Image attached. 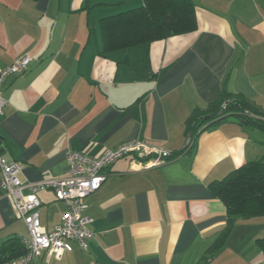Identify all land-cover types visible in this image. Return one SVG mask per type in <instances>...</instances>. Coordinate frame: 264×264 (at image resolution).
Masks as SVG:
<instances>
[{"label":"crops","instance_id":"obj_1","mask_svg":"<svg viewBox=\"0 0 264 264\" xmlns=\"http://www.w3.org/2000/svg\"><path fill=\"white\" fill-rule=\"evenodd\" d=\"M193 2L195 31L105 54L101 20L144 0H0V67L32 58L2 85L0 153L23 164L21 181L66 177L68 151L96 159L143 140L180 154L151 168L115 162L87 198L89 249L69 241L62 254L43 251L32 264H264V216L226 233V206L210 189L264 160V124L233 117L183 152L193 110L225 91L264 113V0ZM38 196L41 224L52 230L68 206L52 190ZM26 237L12 199L0 194V246L13 244L0 256L20 253Z\"/></svg>","mask_w":264,"mask_h":264},{"label":"trees","instance_id":"obj_2","mask_svg":"<svg viewBox=\"0 0 264 264\" xmlns=\"http://www.w3.org/2000/svg\"><path fill=\"white\" fill-rule=\"evenodd\" d=\"M196 5L193 0H144L141 8L101 20L105 54L119 48L150 45L168 37L191 33L197 29ZM264 117L243 95L223 92L220 98L207 109H194L186 122V137L190 144L183 152L195 147L197 137L220 126L233 117H239L244 124L262 126ZM181 153V152H180ZM180 154H175L174 158ZM173 160V159H172ZM212 194L220 199L227 209L228 233L239 220L264 216V160L251 162L229 174L223 180L210 185ZM7 241L0 246L10 249ZM14 241V240H13ZM21 242L20 253L0 256V264H11L18 257L26 255L27 248ZM257 243L264 251V239Z\"/></svg>","mask_w":264,"mask_h":264},{"label":"built area","instance_id":"obj_3","mask_svg":"<svg viewBox=\"0 0 264 264\" xmlns=\"http://www.w3.org/2000/svg\"><path fill=\"white\" fill-rule=\"evenodd\" d=\"M31 61L29 55H23L11 66L0 67L1 114L7 105L2 91L4 81L11 75L24 74ZM253 116L264 120V117ZM189 144L190 140L187 139L186 147ZM124 158L133 160L140 168H151L170 162L174 159V154L143 140L123 143L116 148L108 149L96 159L83 153L68 151L69 171L66 177L32 183L19 179L23 164L9 161L0 153V194L12 199L29 232V237L22 239L27 248L26 255L11 264H32L43 251L62 254L66 251L69 241L76 242L82 250L87 251L90 241L95 238V234L89 228L93 219L85 215L89 208L87 198L106 182L108 177L106 170ZM43 190H52L57 200L65 202L68 206L61 223L52 230L43 227L40 220L39 208L42 203L38 194Z\"/></svg>","mask_w":264,"mask_h":264}]
</instances>
